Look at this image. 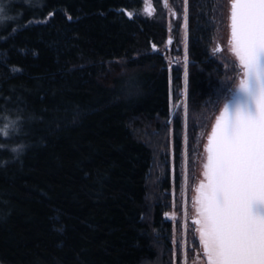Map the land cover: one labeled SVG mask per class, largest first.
Listing matches in <instances>:
<instances>
[{
  "label": "trees",
  "instance_id": "obj_1",
  "mask_svg": "<svg viewBox=\"0 0 264 264\" xmlns=\"http://www.w3.org/2000/svg\"><path fill=\"white\" fill-rule=\"evenodd\" d=\"M148 1L153 18L145 0H0V129L16 121L0 132V264H173L160 168L184 67L153 51L168 35L161 0ZM220 2L189 7L193 136L233 85L211 53Z\"/></svg>",
  "mask_w": 264,
  "mask_h": 264
},
{
  "label": "snow or ice",
  "instance_id": "obj_2",
  "mask_svg": "<svg viewBox=\"0 0 264 264\" xmlns=\"http://www.w3.org/2000/svg\"><path fill=\"white\" fill-rule=\"evenodd\" d=\"M229 3L228 45L238 62L239 81L234 87L221 85L234 98L221 93L217 99L225 102L204 146V178L193 198L194 223L206 264H264V0ZM4 11L0 7V21L8 19ZM145 11L151 14L152 9ZM183 18L187 28L186 9ZM187 76L185 66V91ZM184 112L187 115L186 105ZM15 125L10 121L0 132L7 136L5 129ZM22 148L17 145L13 151ZM184 258L186 262V253Z\"/></svg>",
  "mask_w": 264,
  "mask_h": 264
},
{
  "label": "rangeland",
  "instance_id": "obj_3",
  "mask_svg": "<svg viewBox=\"0 0 264 264\" xmlns=\"http://www.w3.org/2000/svg\"><path fill=\"white\" fill-rule=\"evenodd\" d=\"M163 16H166V27L169 37L176 38L178 34L183 36V53H181V43L178 39L175 42L174 49L169 53L167 59L169 69L173 73V68L178 67L177 62L182 63L184 67V83L180 88L171 80V119L167 122L169 127V144L168 154L169 159L166 166L160 168L161 176L164 177L169 173L170 188L164 190L162 193V203L165 206L164 221L171 224L170 246L172 250L173 264H206V256L203 253L202 246L199 244V235L196 232L195 209L193 208V198L196 195L195 188L202 179L203 163L206 158L205 145L207 144V137L211 132V128L215 123V117L219 115L223 108L224 100H219L215 108L208 115L202 128L197 130V135L193 136L192 131H189L190 108L188 104V87L185 91V66L188 68L190 60L188 58V21L187 28L184 26V11L187 10L189 19L191 0H183V5L176 0H161ZM153 3L148 1L145 3V8L152 9L151 14L146 11L143 13L145 17L153 18L157 13L152 8ZM143 7V8H144ZM216 18L215 35L211 44V53L217 60L229 71L230 80L233 82L231 87H234L239 81V67L234 55L230 51L228 40L230 38V3L229 0H221L218 6L215 7ZM175 29L172 33L169 31L172 27ZM169 28V29H168ZM170 32V33H169ZM166 45V40L161 47ZM157 46V45H155ZM185 46L187 48V56H185ZM222 49V50H221ZM178 50V51H177ZM157 52V50H153ZM176 51V53H174ZM159 52V51H158ZM163 54V52H159ZM233 73V75L231 74ZM228 99H231L234 93L225 92ZM187 107V115H185L184 108ZM183 121L182 133V159L183 165L181 169V176H176V132L175 121L177 119ZM158 159L159 165L161 160ZM185 176L187 180L185 182ZM185 209L187 210V224L185 225ZM167 214V215H166ZM195 241V243H194ZM186 253V262H185Z\"/></svg>",
  "mask_w": 264,
  "mask_h": 264
},
{
  "label": "flooded vegetation",
  "instance_id": "obj_4",
  "mask_svg": "<svg viewBox=\"0 0 264 264\" xmlns=\"http://www.w3.org/2000/svg\"><path fill=\"white\" fill-rule=\"evenodd\" d=\"M148 3V2H147ZM145 6V5H144ZM152 8L155 10V7L152 6ZM142 12L145 13V7L142 9ZM169 29V28H168ZM175 29V26L172 27L171 30H169L171 33L172 31ZM169 32V33H170ZM167 33H168V30H167ZM169 35V34H167ZM174 46H175V38L174 37H169L167 36V40H166V45L164 47H158V46H155V49L154 50H157V52H163V55H167L169 53L172 52V50L174 49ZM178 51V50H177Z\"/></svg>",
  "mask_w": 264,
  "mask_h": 264
},
{
  "label": "water",
  "instance_id": "obj_5",
  "mask_svg": "<svg viewBox=\"0 0 264 264\" xmlns=\"http://www.w3.org/2000/svg\"><path fill=\"white\" fill-rule=\"evenodd\" d=\"M155 46V45H154ZM154 49H155V47H153ZM234 98V95L232 96V98L231 99H233ZM205 161H206V158H205ZM204 161V162H205ZM204 171V170H203ZM204 178V176H203V172H202V179Z\"/></svg>",
  "mask_w": 264,
  "mask_h": 264
},
{
  "label": "clouds",
  "instance_id": "obj_6",
  "mask_svg": "<svg viewBox=\"0 0 264 264\" xmlns=\"http://www.w3.org/2000/svg\"><path fill=\"white\" fill-rule=\"evenodd\" d=\"M0 22H2V21H0Z\"/></svg>",
  "mask_w": 264,
  "mask_h": 264
}]
</instances>
